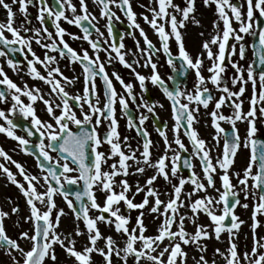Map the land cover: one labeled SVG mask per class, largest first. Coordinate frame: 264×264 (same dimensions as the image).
<instances>
[{
    "label": "snow or ice",
    "instance_id": "obj_1",
    "mask_svg": "<svg viewBox=\"0 0 264 264\" xmlns=\"http://www.w3.org/2000/svg\"><path fill=\"white\" fill-rule=\"evenodd\" d=\"M11 2L12 4H19V12L24 16V22L26 23H31L28 19L27 7L29 5L34 7L38 5L36 19L40 22L41 28H27L24 27V23L19 28L14 27L15 14L10 4L6 0H0V7L5 9L7 13L6 23L0 22V57H5L8 67L19 74L21 61L14 60L10 54L19 53L22 55L26 63L27 74L48 84L50 88L48 95L52 97V99H44L40 89L34 86L32 88H29L27 84L23 88L18 86L0 67V86H3L0 87V103L8 102L9 97L12 102L7 109V113L4 110H0V120L4 121V124H0V133H4L8 138L17 141L22 152L34 156L36 167L40 172L38 175L28 174L21 164L11 161V158L0 149V157H3L5 161H11L18 170L19 175L23 177L24 183H21L9 168L0 163V173L4 174L7 181L15 185L24 197L28 209V215L24 217V220L25 222H31L32 225L31 234L28 231H21L17 239H12L6 234L4 226L5 218L10 219L11 216L8 212L0 210V248L4 249L5 254L10 257L11 264H44L46 258L52 264H56V245L63 249L68 258L74 259V264H91L92 253L102 257V264H112L113 255L123 261V264H128L130 258L133 259L134 264H142V262H147V264H187V254L183 251L182 244H193L197 251L201 253L198 258L193 257L194 264H209V261L204 256L206 246H201L199 243L201 238H210L207 227L196 224L194 234L188 233L184 228L185 219L194 222L195 217L200 212L206 214L214 225L213 232L217 239H219L222 231L226 230L229 233V246L226 252L215 249L214 255H219L223 258L225 264H242L237 245L234 243L236 234L234 230H237L239 224L243 222L238 223V218L233 211L239 205L240 191L243 192L246 199L249 194H251L254 202L257 200V196L259 199V203H254L252 211L253 245L250 253L245 252L243 254V264H264V251L258 252V249H264V242H261L264 237L257 240L255 235V229L258 226L257 214H264V143L251 140L256 131L252 119L256 115V105L264 101V71L259 73L260 89L257 94L253 67L252 65L248 66L247 81H251L254 88L250 99V109L247 113H242L241 111L242 102H234L230 105L234 109L232 116L225 117L217 111L226 102V99H231L234 96L239 98L245 91L243 87L244 78L241 75L239 65L231 63V67L235 70L234 75L231 77V82L233 85L238 82L241 83L239 91L232 92L223 83L224 78L222 75L225 71L223 61L236 53L237 44L239 45V56L241 59L244 58L245 48L242 41L245 35L257 37V41L253 44L254 55L257 56L259 63L264 65V25H261L260 20H258V26H253L254 11L259 13V18L264 19V0H239L237 3H231L230 0H203V4L206 7L210 4H215V12L218 17L217 20L212 22L213 27L217 28V35H213L210 40L202 43L203 53H206L207 58L212 61L211 66L208 68V72L211 73L208 81L217 90L227 94V97L221 95L219 100L216 101L213 110L208 113L211 116V126L215 130L212 139L216 142V146H219L221 135L223 134L222 151L217 153L215 162H213L211 156L214 147H210L204 139L199 138L193 127V124L197 122L199 106L207 108L213 96L211 91L204 86L205 78L199 70L203 63L201 56L198 55L194 62L190 59L183 46L182 33L179 30L186 27V21L189 20L190 14L194 13V0H185L186 6L183 8L174 4L173 0H150V4L155 2L157 8L149 7V11L152 13L151 20L147 16L143 17L145 22L158 35L161 49L169 57L167 60L169 66H173L172 54L169 51V37L175 38V42L178 45V56L175 59H179L182 62L180 75H185L184 68L196 70L194 94L192 92L182 93L179 86H176L175 90H170L165 86V82L156 72L157 65L151 59L152 55L161 49H157L152 44L143 29H140V36L144 39L145 47L141 49L139 42H137V51L141 52L142 57L145 58L144 66L151 67L152 74L150 77L137 73L132 63L125 59V53L121 52L124 47L122 43L123 34L119 36L121 40L119 44L114 41L109 44L107 39L102 44L99 37H103V33L96 27V23H98L97 17L88 11L86 0H79L80 14H76V8L71 3V0H53V6H49L48 0H11ZM92 2L99 7V17L107 21L105 26L109 37H114L113 17L117 20L119 19L109 5H114L124 12L130 22L129 27L139 28V25L135 24L134 13L129 6V0H92ZM245 4L247 6L246 13L241 11ZM169 8L172 9L171 12L168 11ZM66 11L73 13L71 18L65 15ZM229 11L231 19H234L239 25L238 29L232 28L228 15ZM177 13L181 17L179 20H177ZM158 18L163 23H158ZM61 19L80 29L83 33L82 37L73 36L72 38L86 41L93 51V56L90 57L87 50H83L82 54H78L64 41L63 36L66 31L58 23ZM93 21H96V23H93ZM219 21L223 22L222 35L219 32ZM46 22H50L55 28V36L58 38V42L53 39V34L45 27ZM193 23L197 26L199 25V21L194 19ZM166 24L169 26L170 32H166ZM5 31L11 34V39L4 35ZM21 31L24 33L31 32L32 35L22 36L20 34ZM93 31L98 37L95 40L91 39ZM33 39L40 47L46 49L43 60H40L32 51L31 42ZM44 39L50 42L44 43ZM230 39L236 43L230 45L231 52H226V45H229ZM105 44L108 46L104 47L103 45ZM210 45H218V53L214 54ZM100 51L107 53L108 64L112 63V53H115L119 63L132 71L141 88L142 94L139 104L136 103L133 84L130 82L125 83L119 74L113 71L112 76L120 83L123 89V92L119 94L115 91L112 80L106 72L105 64L99 59L98 53ZM51 52L59 53L61 59L67 58L69 64H80L84 77L82 95H70L65 91V85L73 84L74 80L78 78L64 77L58 66L57 57L49 55ZM29 55H31L32 59H28ZM36 63L44 66L47 72L46 76L37 72L34 67ZM52 65L57 66L53 67ZM56 76H60L64 83L62 84L60 80L55 79ZM96 78H99L103 84L102 106H100V98L97 94ZM146 80H150L153 86L161 88L163 94L171 102L172 119L174 121L171 129L173 133L172 140L168 139L165 132L167 124L160 125L158 123V117L154 111L156 105L145 101L143 98V92L146 91ZM124 93L127 95L125 96ZM21 96L28 98L29 103L27 105L22 103ZM182 96L188 103L180 102ZM57 98L60 101L59 103L56 102ZM117 99L121 113L127 117L128 127L135 128L143 141L142 150L139 147L132 149L127 143L128 137H124L123 141V146L128 148V153L126 154L122 150V143L117 131V120L114 115V105ZM37 100L43 102L46 112L53 122L42 121L37 117L33 107V102ZM129 101L135 104L137 110L145 108L147 113L153 116V123L164 145L163 154L155 162L150 159L151 148L158 146L152 143L149 133L143 127L148 115L140 113L139 117L134 116L129 109ZM192 102H195L197 107H190ZM85 105L88 108L87 112L84 111ZM160 106L162 107V105ZM74 108L79 109L82 118H78L73 110ZM259 112L264 116V106L259 108ZM17 113L25 121L30 118V124L17 125L14 123L9 117ZM137 119L139 120L138 124L136 123ZM218 121L230 123L232 125L231 129L226 133ZM236 121L247 122V135L244 146H247L248 141H251L252 144L251 157L247 167L243 170L242 176L240 173H233L237 178L238 184L243 186L239 190L236 185L231 183L229 175L230 167L234 163V157L241 146V138L235 127ZM102 122H107L108 130L101 138L98 135L97 128ZM70 125H75L78 131H72ZM18 127L26 133L27 138L15 134L14 130ZM180 130H183L184 136L187 137L191 145L190 153L180 138ZM34 135L38 136V140L32 144L31 138ZM104 143L109 145L107 154L98 151V148ZM173 144L176 146L175 148L172 146ZM257 144L260 145L259 149L256 146ZM138 151L139 158H137ZM50 152H55L56 156H51ZM169 152H172L170 157L168 156ZM116 156L119 159L109 165L111 170H102V166ZM193 158L199 161L203 181H206V184L193 171ZM129 160H132L137 165L135 168L136 173H143L145 166L155 170V174L150 176L143 186L137 182L136 193L144 192V199L140 203H134L132 199L127 197L126 193L131 190V186L126 180L122 179L119 181V186L121 187L119 193L114 191V185H116L114 177L117 175L127 176L129 174L128 168L130 165L127 163ZM169 160L171 161V177L167 171L168 165L166 163ZM181 164L183 168L189 171V176L187 178L179 177L178 184L172 185L171 198L165 203L159 199L160 193L152 187V184L158 176L162 177L166 182H170L171 178H176L180 172ZM254 166L256 171L253 174L252 169ZM71 173H77V175H71ZM216 174H219L220 188L215 186L214 175ZM249 180L252 181L251 193L249 192ZM186 183L193 185L192 191L187 194V204L180 199L182 188ZM38 187L43 189V191H39ZM94 188L105 194L102 206L97 203ZM207 188H213L218 193V198L207 195ZM196 192H205L206 194L192 201L191 196ZM54 194H59L63 197L77 221H83L87 233V243L82 250H76V241L71 233L64 235L56 231L59 227L60 217L64 213L63 209H60L55 213V219H52L53 210L56 207ZM149 197L155 198L149 213L164 217L157 229V234L153 236L144 235L146 228L142 220L143 209L148 205ZM121 201H123L128 211L141 210L136 217V227H133L131 231L127 227L129 218L120 213L119 207H113ZM161 205L164 208L163 212L159 211ZM217 205H222L220 214H215V206ZM242 206L247 207L246 204ZM181 207L189 208L192 215L188 216L186 213L181 215L179 213ZM89 209L97 210L99 215L91 217ZM105 213L108 215L106 216ZM11 214H19L18 205L12 207ZM177 217H179L178 222H176ZM226 218H230V224L225 223ZM97 222L114 226L115 232L123 237V246H119L112 236L102 237L97 227ZM174 222H176V231H172ZM16 223L18 224L19 221L17 220ZM84 234L79 224H77L75 236ZM101 239L104 240V247H97V241ZM19 240L27 241L30 247L25 250L21 247ZM165 240L168 243L161 249V245ZM137 244L139 245L138 247L136 246ZM158 249L160 250L158 251ZM13 253L18 254L19 259ZM211 264H216V261L212 260Z\"/></svg>",
    "mask_w": 264,
    "mask_h": 264
},
{
    "label": "flooded vegetation",
    "instance_id": "obj_2",
    "mask_svg": "<svg viewBox=\"0 0 264 264\" xmlns=\"http://www.w3.org/2000/svg\"><path fill=\"white\" fill-rule=\"evenodd\" d=\"M7 3L10 4L12 11L14 12V23L13 26L16 28H19L22 23H24V27L27 28H41L40 22L36 19L38 15V8L39 6H32L29 5L27 7V14L28 19L31 21V23L24 22V16L19 12V4H12L11 0H6ZM231 3H237L239 0H230ZM71 3L76 8V14H80V4L79 0H71ZM173 3L176 5H179L181 8H183L185 5V0H173ZM49 6H53V0H48ZM87 9L90 13L95 15L97 17L98 23L96 21H93V23H96V27L99 28L100 32L103 33V37H99L101 43L103 44V41L105 39L108 40L109 44L113 41L117 44L121 43V40L119 39V36L123 34V40L122 43L124 47L121 49V52L125 53V59L132 63L133 67L135 68V71L145 77H150L152 74V69L150 66L145 67L144 62L145 58L142 57L141 52L137 51V42H139V46L141 49L145 47L144 45V39L140 36V29H143L144 33L146 34L147 38L152 42V44L157 48L161 49L160 41L158 38V35L154 32V30L150 27L148 23L145 22L143 19L144 16H147L149 20H151L152 13L149 11V7L151 8H157V4L155 2H152L150 4V0H129V6L131 8V11L134 13L135 18V24L139 25V28L136 27H129V21L127 20V17L125 16L124 12H122L119 8L115 7L114 5H109L111 10L115 13L116 17H119L117 20L115 17H113V31H114V37H109L108 30L106 28V19H101L99 17V7L98 5L94 4L92 0H86ZM246 4L241 9L242 12L246 13ZM169 12L172 11L171 8L168 9ZM227 11V10H226ZM65 15L69 18L72 17L73 13L71 11H66ZM177 15V20H179L180 14ZM228 15L230 17V23L232 28L238 29L239 25L234 19H231V13L228 12ZM193 19L196 21H199V25L193 23ZM217 14L215 12V4H210L209 6H205L203 4V0H194V13L190 14L189 20L186 21V27L179 29L182 33V43L184 48L186 49L187 53L189 54L190 59L195 61L198 55L201 56V59L203 61L202 66L200 67L201 75L205 78V87H207L213 96V99L209 101V105L207 108H204L203 106H199V114L197 116V122L193 124L194 129L198 133L199 138L204 139L210 147H214V150L211 153L213 162H215V159L217 157V153H220L222 151L223 146V134L221 135V139L219 142V146H216V142L213 141L212 137L215 133V130L211 126V116L208 115L213 108L215 107V103L217 100H219L221 95H225L227 97L226 93H222L221 91L217 90L214 85L211 84L210 81H208V77L211 75V73L208 72V68L211 66L212 61H210L207 58L206 53H203L202 49V43L206 40H210L213 35H217V28H214L212 25V22L214 20H217ZM7 20V13L6 10L0 7V22H5ZM260 20V24L264 25V19L259 18V13L257 11H254V18H253V26L257 27V21ZM60 26L65 29L66 34L63 36V39L65 42L69 44L71 48H73L78 54H82L83 50H87L89 53V56H93V51L90 48L89 44L82 40V39H73L72 37H82L83 33L80 31L78 27H76L73 24H68L65 20L61 19L59 22ZM158 23H163V21H160L158 18ZM45 27L48 28V31L53 34V39H56L58 42V38L55 36V28L51 25L50 22H46ZM219 32L222 35L223 32V22H218ZM166 32H170L169 26L165 25ZM131 33V35H129ZM202 33V35H201ZM22 36H31L32 33H24L23 31L20 32ZM71 34V35H69ZM4 35L11 39V34L7 33L5 31ZM97 34L93 31L91 35V39L95 40L97 39ZM257 41V37L245 35L244 40L242 41L244 48H245V56L243 59L239 56V45L236 46V53L231 55L229 59H226L223 61V65L225 67V71L222 74L223 75V83L227 85V87L232 92L239 91V88L241 86V83L238 82L236 85H233L231 82V77L234 75L235 70L231 67V63H236L241 68V75L244 78L243 87L245 91L241 94L239 98L232 97L231 99H226V102L221 105V107L217 110L218 113L223 114L225 117L232 116L234 109L230 106L234 102H242L241 104V110H248L250 109V100L253 95V88L254 85L251 81H247V69L249 65H252L254 77H255V89L257 94L259 93L260 89V80H259V73L261 71H264V65H261L259 63V60L257 56L254 55V48L253 44ZM44 43H48L47 39L43 40ZM236 43L234 40L229 41V45H226V52H231L230 45ZM104 47H107L108 45H103ZM211 50L214 54L218 53V45H210ZM31 48L32 51L35 53L37 57L40 58V60H43L44 54L46 49L40 47L35 40L33 39L31 42ZM169 51L172 54L171 58H173V66H169L167 63V60L169 57H167L163 50L155 52L151 59L152 62L157 65L156 72L160 76V78L165 82V86H167L170 90H175L176 86H179V89L182 91V93L192 92L194 94L195 92V84H196V76L194 69L184 68L183 71L185 72L184 76L180 75L181 71V61L179 59H175L176 56H178V45L175 42L174 37H169ZM203 53V55H201ZM49 55L56 56L58 60V66L61 69V72L63 73L64 77H77L78 79L74 80L73 84L71 85H65V91H67L70 95H82L83 94V88H84V77L83 72L80 64L78 63H72L69 64L67 58L61 59L59 57V53L51 52ZM100 61L104 62L106 72L108 73L110 79L112 80L113 86L115 88V91L119 94L123 92L122 86L118 81L115 80V78L112 76L113 71L119 74V76L123 79L125 83H132L133 84V92L136 96V103H140L141 98V88L139 86L138 81L135 79V76L133 75L132 71L122 66L119 63L118 58L115 57V53H112L113 59L112 63H107V53L105 51H100L98 53ZM14 60L21 61V64L19 66V74L16 72H13L6 63L5 57H0V67H2L5 71V73L8 75V77L13 80L18 86L24 87L25 84L28 85L29 88H32L33 86L40 89L41 93L43 94L44 99H52L48 95L50 88L49 85L46 84L44 81L38 79V78H32L27 74V67L26 63L24 62V57L20 55L19 53L16 54H10ZM28 59H32L31 55L28 56ZM139 61V63H137ZM53 67L57 65H52ZM34 67L36 68L37 72H39L41 75H47V72L44 68V66L40 63L34 64ZM55 79L60 80L63 84V80L60 76H56ZM146 91L143 92V98L145 101H148L149 103L155 104V114L158 117V123L160 125L167 124V128L165 129L166 135L169 140L173 139V133L171 131L174 121L172 119V111H171V102L166 98V96L163 94L161 88L157 86H153L150 82V80H146ZM3 87V86H0ZM223 87V85H221ZM96 88H97V94L100 98V106L103 105V84L99 80V78H96ZM126 96L127 94L124 93ZM22 103L27 105L29 103L28 98L25 96L20 97ZM249 100V101H248ZM56 102L59 103V99H56ZM181 103H188L186 99L183 98V96L180 98ZM11 99L9 97L8 102L0 103V110H4L7 113V109L11 106ZM129 103V109L132 111L133 115L136 117H139L140 113H145L148 115V119L145 121L143 127L144 129L149 133V138L152 141L154 145H157L158 147H152L151 148V156L150 159L152 162H155L158 157L163 154V140L159 136L156 126L153 123V116L150 113H147L145 108H140L139 110L136 109L135 104H132L131 101ZM162 105V107L160 106ZM261 106H264V101L260 102V104L256 105V115L253 119L254 126L256 128L255 133L251 137V140L260 139L261 142H264V126H261L264 123V116H262L259 112V108ZM33 107L35 114L37 117L42 121H51L50 117L48 116L45 105L41 100H37L33 102ZM190 107L195 108L197 107L195 102H192L190 104ZM115 108V118L117 120V131L119 133V138L122 143V150L127 154L128 148L123 146L124 137H128L127 143L131 146L132 149H137L138 147L142 150V139L137 134V131L135 128H129L128 127V120L127 117L124 116L121 113L120 106L117 102L114 105ZM78 118H82L80 115V111L77 108L73 109ZM84 111L87 112L88 108L87 105L84 107ZM258 112V113H257ZM57 114H59L57 112ZM10 119L14 121L17 125H23V124H30V118L28 121H25L22 116H20L18 113L16 115L10 116ZM256 118V119H255ZM255 119V120H254ZM220 126L225 129V132L227 133L232 125L226 121H218ZM136 123H139V120H136ZM258 123L260 124L259 128L257 127ZM0 124H4L3 120H0ZM6 126V125H5ZM72 131H78V128L75 125H70ZM235 127L238 130L239 136L241 135L242 129H247V122L246 121H236ZM108 130L107 122H102L99 127L97 128L98 135L102 138L103 134ZM15 134L18 136H23L27 138L26 133L23 132L19 127L16 128ZM180 138L182 142L185 144V146L188 148V152H191V145L188 142V139L183 134V130H180ZM241 138V136H240ZM38 136L34 135L31 138L32 144L37 142ZM47 143V141H45ZM241 146L239 147L235 157H234V163L230 167V178L233 175V173L236 172V163L237 158L241 156V147L243 143V139L241 138ZM250 144L251 141L247 142L246 149L248 150V157L250 158ZM174 148L176 147L174 144L172 145ZM0 149H2L10 158L11 161L18 162L21 164L26 172L30 175H38L40 174L39 169L36 167L35 158L32 155H27L24 152H22L18 146V142L14 141L6 136L4 133H0ZM98 151L103 152L107 154L109 152V145L104 143L101 144V146L98 148ZM51 156L55 157V152L49 153ZM172 155V152L168 153V156L170 157ZM186 155V154H182ZM137 158H139V151L137 152ZM119 159L118 156L113 157L111 160H108L106 164L102 166V170L104 171H110L109 165H111L113 162H117ZM11 161H5L3 157H0V163L4 164L7 168H9L10 171H12L16 175V179L20 181L21 183H24L23 177L19 175L18 170L16 169L15 165ZM127 163L130 165L128 168V175H117L114 177V180L116 181V185H114V191L119 193L121 191V187L119 186L120 180H126L127 183L131 186V192H136V186L137 182L141 186L145 184V181L152 175L155 174V170L152 168H148L145 166V171L143 173H136L135 168L137 165L132 161L129 160ZM168 167L167 171L169 173V176L171 177V161H166ZM193 171L201 177V181L206 184V181H203V174L202 170L199 164V161L193 158ZM71 175H77V173H71ZM183 176L187 178L189 176V171L185 168H183L182 164L180 167V172L178 173L176 178H171L170 182H166L162 177H157V179L153 182L152 187L155 189H163V191H168L167 189H172V185L178 184L179 177ZM215 180V186L216 188H220V180H219V174L214 175ZM232 183V182H231ZM26 186V185H25ZM191 187V183H186L183 187ZM39 191H43V189H40L38 187ZM208 192L213 197L218 198V193L213 188H208ZM103 192L99 191V189L94 188V195L97 197L98 195H102ZM128 193V192H127ZM13 194V195H12ZM71 199V197H69ZM58 202L59 206L62 207L64 210L68 209L71 211V209L68 208L67 204L65 203L63 197H61L59 194H54V203ZM19 206V214L13 215L16 220L21 223V231H27V229H24L27 224L25 223L24 216L28 215V209L26 207L25 199L22 196V194L19 192V190L16 188L15 185L11 184L7 181L6 176L2 173H0V210L4 212L11 213L12 207ZM38 207H41L40 205H37ZM61 208L57 209L59 211ZM43 210V209H42ZM91 211H95L93 209H89ZM55 212V209L53 210V213ZM72 212V211H71ZM163 212V211H162ZM145 216V214H144ZM145 218V217H144ZM157 218V224H161L164 217L163 216H155ZM6 219V218H5ZM145 220V219H144ZM143 220V221H144ZM5 221V220H4ZM31 223V222H30ZM174 225V224H173ZM6 229V234L10 237L8 234V229L6 228V224H4ZM159 227V226H158ZM30 234L32 231V225L30 226ZM144 234H149L148 232H145ZM19 236V234H18ZM16 238L13 239H17ZM11 238V237H10ZM20 242H24V240H19ZM18 241V242H19ZM27 250V249H26ZM4 249L0 248V253L3 252ZM59 254L56 256V262L58 260ZM49 260V259H48ZM118 263V260L115 261ZM48 264H51L48 261Z\"/></svg>",
    "mask_w": 264,
    "mask_h": 264
},
{
    "label": "rangeland",
    "instance_id": "obj_3",
    "mask_svg": "<svg viewBox=\"0 0 264 264\" xmlns=\"http://www.w3.org/2000/svg\"><path fill=\"white\" fill-rule=\"evenodd\" d=\"M241 111H242V113H247L249 111V109L246 110V111L245 110H241ZM259 126H260V124L258 123L257 127L259 128ZM261 126H264V123ZM246 135H247L246 130L242 129V132H241V135H240L241 138L243 139L241 152H240L241 156L237 158L238 162L235 165V167H236V172L235 173H240L241 176L243 174V170L247 167V165L249 163L248 150L246 149V146H244L245 145V137H246ZM255 171H256V168L254 166L253 169H252L253 174L255 173ZM230 179H231L232 184L236 185L238 190L243 187L242 185L238 184L237 178H236L235 175L232 176ZM251 183H252V181L249 180L248 184H249V192L250 193H251ZM192 187H193V185L191 187L189 186L187 188L186 187L182 188V194L180 196V199L183 200L186 204L188 203V195L187 194L192 191ZM156 190L160 193L159 199L161 201L167 203L168 200L171 198L170 193L172 192V189H170V190L167 189L168 191H163V189H156ZM145 191H146V188H145ZM205 194H206L205 192H196L195 194H193L191 196V200L195 201L197 198L205 196ZM126 195H127L128 198L132 199L134 203H140L144 199V192L143 191L140 192V193L129 191L128 193H126ZM207 195L211 196V194L208 192V188H207ZM104 199H105V194L104 193H102V195H100V196L98 195L96 197L97 203L100 204L101 206L103 205ZM154 199H155L154 197H149V203L143 209V212L145 214V216H144L145 220L143 222V224H144V226L146 228L145 232H148L149 234H151V236L157 234V229H158V226L160 225V224L159 225L157 224L158 220H157V218H155V216L157 214H155V213L150 214L149 213V209L151 208L152 204L154 203L153 202ZM150 203H152V204H151L150 207H148L150 205ZM254 203H259L258 196H257V200L254 202L253 199H252L251 194H249V196L246 199L244 194H243V192L240 191L239 192V205L234 210V214L238 218V223L241 222V221L243 222V223L239 224V228L242 225H245L246 221L249 220L247 217L250 216V223H249L250 225L248 227L246 238L243 241V243L247 247V251L246 252H249V253L251 252V248H252V245H253V230L251 228V224H252V211H253ZM245 204L247 205V207H243L242 206V205H245ZM55 206H56L55 207V212L52 214V219L53 220L55 219V213L57 212V209H59V208L63 209L62 207L59 206L58 202H55ZM113 207H119L120 213L122 215H125V216H127L129 218V223L127 225L129 231H131V229L133 227H136V217L140 214V211H141L140 209H134V210L128 211V210H126V207H125L123 201L119 202L117 205H114ZM215 207H216V213L215 214H220V209L222 208V205H217ZM159 211L160 212L164 211L163 205L160 206ZM63 213L64 214L60 217L59 227L56 229V231L58 233L63 234L61 232V230L63 228H65V225L68 224L69 230L67 231V234L71 233L73 238L75 239L76 243L80 242L83 245V247H84L86 245V243H87V239H86L87 233H86V229L84 228L83 222L82 221H77L75 219L74 214L71 211H69L68 209H65V210L63 209ZM179 213L181 215H183L185 213L188 216L192 215L189 208L186 209L185 212H184L182 207H181L179 209ZM9 214H10L11 218L10 219L6 218L5 221H4V224H6V228L8 229V234L13 239V238H16L18 236V234L21 232V229H23V228L20 226L21 223L17 224L16 223L17 220L15 219V217L11 213H9ZM105 214L108 215L107 213H105ZM89 215L91 217H95V216L99 215V213H98L97 210H95V211L89 210ZM200 219H202V221H200ZM256 219L258 221V226L255 229V235H256L257 240H260L262 237H264V217H263V214L258 213ZM194 220H199V223H198L199 225L206 226L208 232L214 233L213 232L214 225L212 224L210 219L206 216V214H204L203 212H200L195 217ZM178 221H179V217H177V221L176 222H178ZM176 222H174V225L172 227V231H176ZM25 223L27 224V226L24 229H27V231L30 233V229L29 228L31 226V223L30 222H25ZM77 224H79V227H80L81 231L85 233L84 235L75 236V228H76ZM97 227H98L99 231L101 232L102 237L112 236L117 241V244L119 246H121V247L123 246V244H122L123 237L118 235L115 232L114 226H109V225H106L104 223L97 222ZM184 228H185V230L188 233H193L194 234V232L196 230V223H192V220L185 219ZM239 228L237 230H234V232L236 233L235 234V238H234L235 242L239 238V235H238ZM137 232H138V229H137ZM221 233L223 234V236H226L227 239L229 240V233L226 230L222 231ZM164 242L166 244L168 243L167 240H165ZM261 242H264V240H261ZM19 243H20L21 247L24 248L25 250L30 247V245H29V243L27 241H24V242H20L19 241ZM199 243L201 244V246H204L202 241H199ZM136 246L138 247L139 245L137 244ZM97 247H104V240L103 239L97 241ZM182 249H183V251L186 254L189 253V250L191 252L196 250V252H195L196 258H198L200 256V254H201L199 251H197L195 245H193V244H189V245H183L182 244ZM206 249H207V247H206ZM259 251H264V249H258V252ZM55 253H56V256L59 254V257H58V260H57L56 264H74V259L68 258L66 253L63 251V249L60 248L59 245L55 246ZM13 255H16L17 259H19V255L18 254L13 253ZM116 258L117 257L115 255L112 256V264H123V261L119 260L118 258H117L118 263H116L115 262ZM165 259H166V256H165ZM48 261L52 264V262L50 260H48V258L45 259L44 264H48ZM192 262L194 263V260H192ZM241 262L243 264V259L241 260ZM0 264H11V259H10V257L8 255L5 254V251L0 253ZM91 264H102V257L99 256L96 253H92L91 254ZM128 264H134V261H133L132 258H130L128 260ZM142 264H147V262H142Z\"/></svg>",
    "mask_w": 264,
    "mask_h": 264
},
{
    "label": "bare ground",
    "instance_id": "obj_4",
    "mask_svg": "<svg viewBox=\"0 0 264 264\" xmlns=\"http://www.w3.org/2000/svg\"><path fill=\"white\" fill-rule=\"evenodd\" d=\"M154 202V201H153ZM152 203H150V205L148 207L151 206ZM186 204V203H185ZM183 211L185 212L186 209H188L187 207H182ZM249 220L246 221L245 225H242L240 228H239V231H238V235H239V238L237 239V241L234 243L237 245V251L238 253L240 254L241 256V260L243 259V254L247 251V247L246 245L243 243L244 239L246 238V235H247V231H248V227H249V223H250V216L247 217ZM144 215L142 217V220H144ZM200 221H202V219H200ZM192 223H196L198 224L199 223V220H194V222L192 221ZM202 223V222H201ZM189 224V223H188ZM69 230V226L68 224L65 225V228H63L61 230V232L66 235L67 234V231ZM210 234V238H201L200 241L203 242L204 246L207 247L206 249V252H205V258L209 261V264H211V261L212 260H215L216 261V264H225L223 258H221L219 255H214V250L215 249H220L221 252H226V249L228 248V239L226 236H223L222 233H220V237L219 239L216 238L215 234L212 233V232H209ZM146 236H149L148 234H144ZM114 239V237H113ZM115 240V239H114ZM166 245L165 243H163L161 245V248ZM75 248L76 250H82L83 248V245L80 243V242H77L75 244ZM159 251V249H158ZM196 250H194L193 252H191L189 250V253L187 254V264H194L192 262L193 257H196V254H195ZM190 260V261H189Z\"/></svg>",
    "mask_w": 264,
    "mask_h": 264
},
{
    "label": "water",
    "instance_id": "obj_5",
    "mask_svg": "<svg viewBox=\"0 0 264 264\" xmlns=\"http://www.w3.org/2000/svg\"><path fill=\"white\" fill-rule=\"evenodd\" d=\"M255 141H258V142H260V143H264V142H261L260 139H257V140H255ZM256 146H257V148L259 149L260 145L257 144ZM250 149H252V144H251V146H250ZM225 223L230 224V223H231L230 218H226V222H225Z\"/></svg>",
    "mask_w": 264,
    "mask_h": 264
}]
</instances>
